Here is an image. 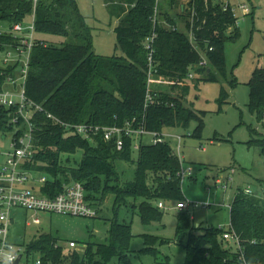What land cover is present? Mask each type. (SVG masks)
Returning a JSON list of instances; mask_svg holds the SVG:
<instances>
[{
    "label": "trees",
    "instance_id": "trees-1",
    "mask_svg": "<svg viewBox=\"0 0 264 264\" xmlns=\"http://www.w3.org/2000/svg\"><path fill=\"white\" fill-rule=\"evenodd\" d=\"M166 1L175 14L163 24L160 20L153 22L160 3L156 0H104L111 17L118 21L114 33L123 55L103 57L94 52L92 29L76 0H40L36 7L24 0H0V26L23 24L29 15L35 14L37 38L26 81L28 98L70 125L124 128L131 123L135 128L142 125L149 133L161 134L165 128L188 129L196 121L192 137L201 138L205 113L198 116L186 106L189 75L192 72L204 75L195 79L198 84L227 81L225 43L237 41L241 32L231 7L224 11L220 3L191 0L187 4L189 9L181 11L184 0ZM178 23L185 26L188 35L180 31ZM45 36L64 37L67 41L58 47L48 43ZM152 37L153 71L171 81L173 95L149 91V51L145 42ZM15 40L18 39L13 34L0 33V49L3 44L13 45ZM204 50L203 55L200 51ZM202 57L208 61L206 68H199ZM5 79L0 75V86ZM237 84L236 80L231 81V88ZM248 85L249 111L262 123L264 68L254 71ZM149 93L153 101L145 109ZM228 97L222 88L220 106ZM34 124L38 152L26 167L49 177L43 187L48 196L58 195L65 185L81 183L85 199L94 210L113 195L115 216L133 201L130 208L138 212L144 225L162 221L166 210L158 208L160 202L164 205L184 202L179 176L181 163L169 144L141 145L135 178L121 187L116 186L121 180L114 164L133 162V139L123 137L124 147L118 151L114 142H106L101 135L88 140L68 134L45 114H36ZM250 131L249 145L259 147L264 155V140L253 137L258 134L256 130ZM78 150L83 151L80 164L72 166L70 160L62 159L63 154H76ZM138 200L140 203L136 205ZM189 215L181 211L177 217V236L187 239L183 245L184 264H242L239 254L231 251L222 238L225 231L196 228ZM230 230L239 237L246 264H264V193L246 195L240 191L235 195L230 206ZM108 235L107 244L88 243L83 253L57 247L58 241L51 233L26 241L25 246L28 254L39 256L43 264H109L114 258L121 264H130L132 226L119 222L117 216ZM142 238L145 247L140 253L160 258L161 254L150 245L152 240L161 238L151 235Z\"/></svg>",
    "mask_w": 264,
    "mask_h": 264
},
{
    "label": "rangeland",
    "instance_id": "rangeland-1",
    "mask_svg": "<svg viewBox=\"0 0 264 264\" xmlns=\"http://www.w3.org/2000/svg\"><path fill=\"white\" fill-rule=\"evenodd\" d=\"M80 13L92 29L93 49L96 55L111 57L123 55L117 44L114 29L117 19L112 18L104 0H76ZM237 9L238 24L241 35L237 41L225 43L226 66L228 79L220 83L196 82L197 75L187 82L189 94L186 106L191 107L200 116L204 114L201 138L192 137L197 122L192 121L188 129L165 128L161 135L178 157L181 166V192L184 203L191 206L185 211L193 218V226L203 230L214 227L223 231L230 229V206L235 195L240 191L251 189L254 193H263L264 185V155L261 149L249 145L252 140L250 129L258 133L254 138L264 140V125L259 123L257 116L249 111V82L256 69L264 68V0H227ZM168 1L160 0L159 16L163 24L172 18L175 9L168 7ZM226 2V1H225ZM245 6L249 14H242L238 8ZM34 14L29 15L23 23L31 27ZM181 32L188 35L185 26L178 25ZM10 24H2L0 32H11ZM230 33V32H229ZM35 39L37 35H35ZM48 43L60 47L67 39L64 37L45 36ZM21 41L15 40L18 46ZM196 50H199L195 44ZM204 55L206 52L200 51ZM207 67V66H206ZM205 67V68H206ZM200 68V67H199ZM236 80L237 86L231 88V81ZM225 88L229 97L226 103L219 104L221 89ZM12 90V87H8ZM149 90L157 94H171V81L164 76L154 75L149 79ZM164 143V144H165ZM136 144L152 145L154 136L146 134L142 140L136 139ZM6 145V146H5ZM8 144L0 139V166L4 162ZM132 151L133 162H115V171L120 175L121 187L135 178L139 150ZM83 151L76 154H63L64 161L70 160L72 166L80 164ZM224 171V172H222ZM113 185V183H111ZM140 200L135 202L139 205ZM181 203V202H180ZM178 202L165 205V216L159 223L144 225L138 212L128 207H122L118 221L132 226L134 238L130 246V264H184L186 252L183 245L186 237L177 236V217L181 213L177 209ZM94 209V208H93ZM96 217L80 218L69 215L49 213H27L14 210L10 226V239L15 244H23L42 234L51 233L59 246L65 251H72L69 243L75 242L78 249H85L88 243L103 245L108 243V233L115 216V197L110 195L105 202L95 208ZM38 219V220H37ZM29 223V225H27ZM198 232V231H197ZM197 232H195L197 234ZM201 233V232H198ZM143 235L156 236L164 240H152L151 249L159 252L157 260L140 252L145 247ZM229 249L234 251L237 246L227 241ZM109 264H121L114 258Z\"/></svg>",
    "mask_w": 264,
    "mask_h": 264
},
{
    "label": "built area",
    "instance_id": "built-area-1",
    "mask_svg": "<svg viewBox=\"0 0 264 264\" xmlns=\"http://www.w3.org/2000/svg\"><path fill=\"white\" fill-rule=\"evenodd\" d=\"M31 2L34 7L40 0H24ZM160 2V0H156ZM185 8L191 0H184ZM205 2L213 1L222 4L223 10L227 11L231 7L234 17H237V9L232 7L228 2L222 0H204ZM242 14L248 15V9L245 6L238 8ZM183 10V11H184ZM156 15L153 22H158L159 11L155 8ZM194 16V13H193ZM31 27H24L23 24H16L7 30L13 34L15 39L21 41L18 46L3 44L0 49V75L6 77L5 83L0 86V139L5 147L4 162L0 166V264H15L19 259V264H43L42 259L31 257L28 254L26 243L15 244L10 239V226L14 210H23L27 213H49L69 215L80 218H94L96 211L91 207L85 197V188L81 183H72L65 185L63 191L53 197L43 192V187L48 182L49 177L45 174L36 173L26 167L32 162L38 152L35 139L36 127L34 117L36 114H45L48 119L52 120L59 126L63 127L68 134L77 135L84 139L93 140L96 136L101 135L106 142H114L118 151L124 147L123 137L134 140L133 148L138 149L136 139L143 138L147 132L144 126L135 128L131 123L126 127H100L90 124L70 125L58 120L55 116L48 113L41 105L29 99L26 92V81L29 72L30 55L35 43L34 21ZM237 24H238V18ZM6 34V32H0ZM153 42L154 37L148 38L145 42V48L149 51V79L157 71L154 70L153 61ZM213 49L211 48L210 51ZM206 57L201 58L200 68L207 66ZM12 70L8 73V70ZM7 71V72H6ZM196 77V73L189 75L191 80ZM12 87L9 90L8 87ZM150 91V90H149ZM153 101L151 93L147 95L145 109ZM262 124L264 125V112L262 114ZM154 136V144L165 143L161 134L151 133ZM6 146V145H5ZM264 193V187L262 189ZM246 195L255 194L251 189L244 191ZM159 209L167 210L166 206L160 202ZM191 205L181 203L177 205L179 211H185ZM38 220V219H37ZM29 225V223H27ZM225 241H231L237 246L234 253L239 254L242 264H246L239 237L231 230L225 231L222 235ZM57 247H60L59 245ZM70 249L83 253L84 249H78L75 242L69 243Z\"/></svg>",
    "mask_w": 264,
    "mask_h": 264
},
{
    "label": "crops",
    "instance_id": "crops-1",
    "mask_svg": "<svg viewBox=\"0 0 264 264\" xmlns=\"http://www.w3.org/2000/svg\"><path fill=\"white\" fill-rule=\"evenodd\" d=\"M223 2H228L231 6H232V4L229 2V1H227V0H222ZM185 1L182 3V5L180 6V9H181V11H183L184 10V7H185ZM105 5V4H104ZM233 7V6H232ZM117 21V20H116ZM117 25H118V21H117ZM178 25H180V26H184L183 24H181V23H178ZM177 25V26H178ZM142 140V139H141Z\"/></svg>",
    "mask_w": 264,
    "mask_h": 264
},
{
    "label": "water",
    "instance_id": "water-1",
    "mask_svg": "<svg viewBox=\"0 0 264 264\" xmlns=\"http://www.w3.org/2000/svg\"><path fill=\"white\" fill-rule=\"evenodd\" d=\"M19 261H20V259L15 264H19Z\"/></svg>",
    "mask_w": 264,
    "mask_h": 264
}]
</instances>
